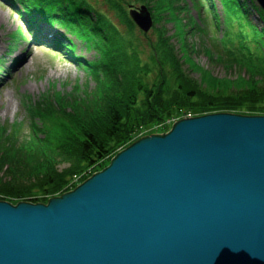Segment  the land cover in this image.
<instances>
[{
	"label": "water",
	"instance_id": "95a60500",
	"mask_svg": "<svg viewBox=\"0 0 264 264\" xmlns=\"http://www.w3.org/2000/svg\"><path fill=\"white\" fill-rule=\"evenodd\" d=\"M0 264H264V116L187 117L47 203L0 201Z\"/></svg>",
	"mask_w": 264,
	"mask_h": 264
},
{
	"label": "trees",
	"instance_id": "16d2710c",
	"mask_svg": "<svg viewBox=\"0 0 264 264\" xmlns=\"http://www.w3.org/2000/svg\"><path fill=\"white\" fill-rule=\"evenodd\" d=\"M220 1L230 7L244 5L243 11L236 8L235 13H249L245 5L251 4L263 27L249 22V29H241L240 40L234 44L243 58L237 65L248 77L240 76L238 86L226 83L212 90L186 69L174 35L158 26L152 0H100L95 8L83 0H70L57 4L59 13L47 16L20 3L31 34L39 29V21L59 25V20H64L70 28L61 27L74 38L94 40L90 50L97 57L92 61L83 60L73 41L64 35L40 44L67 51L73 61L85 67L96 86L76 93L78 86L68 93H55L52 100L32 103L28 124H0V201L21 198L47 203L67 192L74 175L85 170L100 172L131 144L136 133L185 109L264 116V11L255 0ZM136 4L146 5L152 13L153 39L143 35L146 40L141 42L134 34L127 7ZM52 19L58 23H50ZM114 32L133 38L136 45L126 40L131 46L128 49L118 43Z\"/></svg>",
	"mask_w": 264,
	"mask_h": 264
},
{
	"label": "rangeland",
	"instance_id": "374dc122",
	"mask_svg": "<svg viewBox=\"0 0 264 264\" xmlns=\"http://www.w3.org/2000/svg\"><path fill=\"white\" fill-rule=\"evenodd\" d=\"M19 1L29 11L41 16L59 13L57 4L70 2V0ZM83 1L95 8L96 2L100 0ZM20 3L13 0H0V124H13L19 121H27L26 124H28L29 115L26 105L28 108L32 102L52 100L56 95L55 92L68 93L79 85L80 88L76 93H82V89L86 87L93 89L96 86L87 71L73 61L67 51L57 53L53 51V48L37 45L38 41L28 40L29 20L25 14H22L23 7ZM152 6H154L155 16L159 18L158 26L166 28L170 35H174L173 42L180 48L186 69L195 79L202 81L209 90L220 85L224 86L226 83L237 85L240 83V76L248 77V73L246 74L237 65L243 58L234 46L240 40V30L249 29V22L259 29L263 27L251 4L245 5L247 10L250 8V14L233 12L236 8L243 11L244 5L230 7L219 0H207L204 4L200 0H152ZM101 7L104 8V5L102 4ZM127 12L130 13V11ZM111 18L117 22L113 16ZM52 22L57 21L52 19L50 23ZM38 25L47 38L63 32L60 26L70 28V24L64 20H59V26L57 24L49 26L43 21H39ZM120 27L122 32H126L124 27ZM153 30L155 28L147 34L149 39L154 38ZM140 32L142 31H138L135 27L134 34L137 40L141 39L142 42L146 38L143 36L144 33ZM39 34L38 30L37 35L40 37ZM114 37L118 43L126 45L128 49L131 46L127 42L136 45V41L131 37L126 38L115 32ZM43 38L45 37L42 36L40 39L43 40ZM71 38L76 45L77 54L81 55L83 60L92 61L94 57H97L96 52L90 50V45L94 42L91 37L82 39L88 50L83 43L74 37ZM141 49L144 50L145 47ZM142 58L146 60L143 55ZM21 62L23 65L20 64ZM206 114L186 109L174 113L166 120L136 133L130 142L133 144L147 135L168 133L176 121ZM94 174L91 170H85L74 175L67 184V192L75 189ZM20 201L28 200L17 198L12 199L10 203L17 204Z\"/></svg>",
	"mask_w": 264,
	"mask_h": 264
},
{
	"label": "bare ground",
	"instance_id": "6f19581e",
	"mask_svg": "<svg viewBox=\"0 0 264 264\" xmlns=\"http://www.w3.org/2000/svg\"><path fill=\"white\" fill-rule=\"evenodd\" d=\"M1 11V10H0ZM21 65H23V62L20 63Z\"/></svg>",
	"mask_w": 264,
	"mask_h": 264
}]
</instances>
